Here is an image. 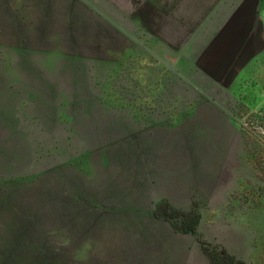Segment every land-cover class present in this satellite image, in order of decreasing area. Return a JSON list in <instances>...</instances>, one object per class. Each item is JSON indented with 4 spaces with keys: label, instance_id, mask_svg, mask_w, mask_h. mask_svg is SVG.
<instances>
[{
    "label": "rangeland",
    "instance_id": "obj_1",
    "mask_svg": "<svg viewBox=\"0 0 264 264\" xmlns=\"http://www.w3.org/2000/svg\"><path fill=\"white\" fill-rule=\"evenodd\" d=\"M213 5L0 0V264H264V57L199 71Z\"/></svg>",
    "mask_w": 264,
    "mask_h": 264
},
{
    "label": "crops",
    "instance_id": "obj_2",
    "mask_svg": "<svg viewBox=\"0 0 264 264\" xmlns=\"http://www.w3.org/2000/svg\"><path fill=\"white\" fill-rule=\"evenodd\" d=\"M201 2H207L210 8L213 2L214 22L209 24L213 25L209 33L198 38L197 49L192 51L194 64L209 80L239 83L251 62L264 57V0Z\"/></svg>",
    "mask_w": 264,
    "mask_h": 264
},
{
    "label": "trees",
    "instance_id": "obj_3",
    "mask_svg": "<svg viewBox=\"0 0 264 264\" xmlns=\"http://www.w3.org/2000/svg\"><path fill=\"white\" fill-rule=\"evenodd\" d=\"M199 221V216L192 221L191 224L188 222L183 223L184 231H193ZM205 252L208 255L212 264H243L241 261H237L233 255L227 252L226 249H208L205 248Z\"/></svg>",
    "mask_w": 264,
    "mask_h": 264
},
{
    "label": "bare ground",
    "instance_id": "obj_4",
    "mask_svg": "<svg viewBox=\"0 0 264 264\" xmlns=\"http://www.w3.org/2000/svg\"><path fill=\"white\" fill-rule=\"evenodd\" d=\"M205 123V122H204ZM210 127V126H209ZM222 159V158H221ZM192 178V177H191Z\"/></svg>",
    "mask_w": 264,
    "mask_h": 264
}]
</instances>
